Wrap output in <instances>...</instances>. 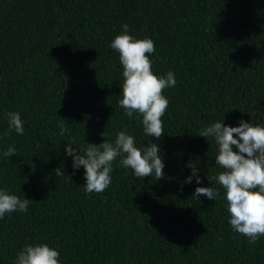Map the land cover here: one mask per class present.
<instances>
[{
    "label": "trees",
    "instance_id": "trees-1",
    "mask_svg": "<svg viewBox=\"0 0 264 264\" xmlns=\"http://www.w3.org/2000/svg\"><path fill=\"white\" fill-rule=\"evenodd\" d=\"M124 24L154 41L155 75L175 74L159 140L118 103L123 68L110 44ZM11 112L23 135L9 133ZM241 120L264 126V0H0V189L32 201L0 219V264L37 244L60 264H264V237L250 244L228 223L217 145L199 136ZM120 131L137 148L158 144L164 177L137 178L118 157L110 186L85 192L68 143L83 154ZM191 167L200 184L185 183ZM209 186L216 201L192 197Z\"/></svg>",
    "mask_w": 264,
    "mask_h": 264
},
{
    "label": "clouds",
    "instance_id": "clouds-1",
    "mask_svg": "<svg viewBox=\"0 0 264 264\" xmlns=\"http://www.w3.org/2000/svg\"><path fill=\"white\" fill-rule=\"evenodd\" d=\"M122 28L110 44V48L119 54L123 68L122 98L118 103L129 119L135 115L140 120L145 136L159 140L165 133L162 117L169 106V100L162 93L176 86L175 74L169 71L165 76L155 75L149 58V54L155 52L154 41L134 38L128 34L127 24ZM8 117L9 133L23 135L24 121L20 113L11 112ZM59 128L61 136L68 131L63 124ZM199 136L212 138L217 145L215 164L223 171L215 179L225 193L228 223L236 233L247 237L250 244L256 243L264 237V126H253L241 120L239 126L232 127L216 121L205 126ZM135 144L134 136L120 131L114 142L105 139L99 145L87 143L83 154L72 147L74 139L65 151L73 158L74 170L81 166L85 169L84 191L102 193L110 186V174L118 157L120 166L132 169L137 178L152 177L153 174L157 180L164 177L165 163L158 144L150 141L143 149ZM3 155L13 157L16 149L9 146ZM191 169L192 174L185 183H191L195 177L196 183L200 184L198 169ZM55 172L63 174L58 169ZM219 195L218 189L209 186L196 187L192 197L199 200L200 196H205L216 201ZM31 203L25 195L21 198L8 189H0V219L17 211L27 213ZM59 258L60 252L47 244L25 245L13 264H60Z\"/></svg>",
    "mask_w": 264,
    "mask_h": 264
}]
</instances>
